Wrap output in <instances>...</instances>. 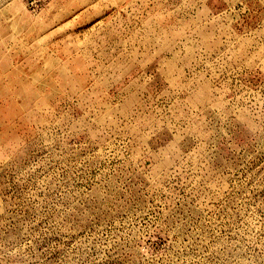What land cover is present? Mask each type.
Wrapping results in <instances>:
<instances>
[{
    "label": "rangeland",
    "instance_id": "374dc122",
    "mask_svg": "<svg viewBox=\"0 0 264 264\" xmlns=\"http://www.w3.org/2000/svg\"><path fill=\"white\" fill-rule=\"evenodd\" d=\"M0 264H264V0H0Z\"/></svg>",
    "mask_w": 264,
    "mask_h": 264
}]
</instances>
